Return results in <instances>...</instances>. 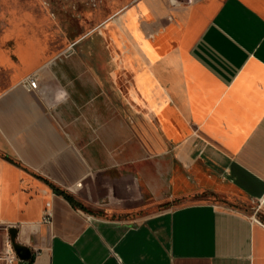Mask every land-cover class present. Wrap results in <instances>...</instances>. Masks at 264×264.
Masks as SVG:
<instances>
[{
  "label": "crops",
  "instance_id": "0c3cea01",
  "mask_svg": "<svg viewBox=\"0 0 264 264\" xmlns=\"http://www.w3.org/2000/svg\"><path fill=\"white\" fill-rule=\"evenodd\" d=\"M123 1L58 53L29 14L1 29L2 239L33 264H264V0Z\"/></svg>",
  "mask_w": 264,
  "mask_h": 264
},
{
  "label": "rangeland",
  "instance_id": "374dc122",
  "mask_svg": "<svg viewBox=\"0 0 264 264\" xmlns=\"http://www.w3.org/2000/svg\"><path fill=\"white\" fill-rule=\"evenodd\" d=\"M180 1L187 3L188 0ZM115 2L116 0H0V39L1 29L10 27L14 13L19 19L20 16L29 14L32 18L20 19L19 24L27 27L30 35H35L48 52L58 53L66 48L73 36L81 32L78 27L88 22L90 14L100 11L102 18H108L114 7H117ZM119 2L123 5L127 3L123 0ZM12 46L13 43L5 45L6 48ZM247 211L255 213L256 207L250 206ZM1 233L0 231V246L3 240Z\"/></svg>",
  "mask_w": 264,
  "mask_h": 264
},
{
  "label": "built area",
  "instance_id": "2783aa9c",
  "mask_svg": "<svg viewBox=\"0 0 264 264\" xmlns=\"http://www.w3.org/2000/svg\"><path fill=\"white\" fill-rule=\"evenodd\" d=\"M139 0H133V3H137ZM194 0H188L187 4H192ZM37 85V80L34 76H29L26 79H24L21 83V86L26 90V91H34ZM42 223L44 225L50 226L52 223V213L49 210H46L43 214L42 218ZM15 228L16 226L14 225H8L6 227V235L4 239L2 240V244L0 246V262L3 264H29V262L22 261L19 259L18 255L16 254L12 243L10 236L8 234V230ZM36 253L33 254V257H36Z\"/></svg>",
  "mask_w": 264,
  "mask_h": 264
},
{
  "label": "water",
  "instance_id": "95a60500",
  "mask_svg": "<svg viewBox=\"0 0 264 264\" xmlns=\"http://www.w3.org/2000/svg\"><path fill=\"white\" fill-rule=\"evenodd\" d=\"M8 234L10 236L12 246L16 254L18 255L19 259L22 261L29 262V264H33L34 257L31 253V250L28 247L17 243V235H18L17 229L15 228L9 229Z\"/></svg>",
  "mask_w": 264,
  "mask_h": 264
},
{
  "label": "trees",
  "instance_id": "16d2710c",
  "mask_svg": "<svg viewBox=\"0 0 264 264\" xmlns=\"http://www.w3.org/2000/svg\"><path fill=\"white\" fill-rule=\"evenodd\" d=\"M53 190L55 191V193L61 197H63L66 201H68L72 207L76 208V209H79V210H82V211H85V212H88V210L82 206L80 203H78L77 201H75L71 196L65 194L64 192L60 191L58 188L56 187H53Z\"/></svg>",
  "mask_w": 264,
  "mask_h": 264
}]
</instances>
